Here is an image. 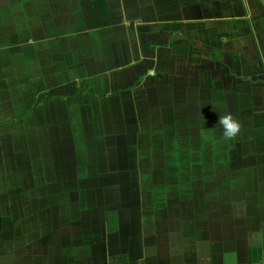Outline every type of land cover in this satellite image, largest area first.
<instances>
[{
	"label": "crops",
	"instance_id": "1",
	"mask_svg": "<svg viewBox=\"0 0 264 264\" xmlns=\"http://www.w3.org/2000/svg\"><path fill=\"white\" fill-rule=\"evenodd\" d=\"M225 112L242 122L234 140L217 134ZM161 142L217 158L189 169L181 204L151 210L142 189L174 183L141 186L137 157ZM92 187L135 188L137 208L115 213V247L65 257L64 222ZM83 219L74 236L96 229ZM260 235L264 0H0V264H264Z\"/></svg>",
	"mask_w": 264,
	"mask_h": 264
},
{
	"label": "rangeland",
	"instance_id": "2",
	"mask_svg": "<svg viewBox=\"0 0 264 264\" xmlns=\"http://www.w3.org/2000/svg\"><path fill=\"white\" fill-rule=\"evenodd\" d=\"M217 132H215L216 134ZM222 133L218 132L217 134ZM214 134V135H215ZM206 136V135H205ZM162 148L157 147L154 151H150V154H147L145 156H139L137 157L138 162L137 166L140 170H142V173H144L145 167L151 168L150 171L148 170L145 172V177H143V181L141 183V186L146 185L150 182H153L156 179H162V177H167L170 182H173L174 184H171L170 189H166L165 192L163 190H158L154 187L150 189H142V196L139 200H141V204H144L143 202L147 199L151 203L150 208H154L156 205L155 203H164V202H170L172 204L179 202L181 204L182 198L180 197L179 190H184L187 188V186H190V183L195 180L196 173L193 170L189 169H195L196 166H210L211 164H214L217 157H214L210 154L207 155L206 152L203 151L204 155H197L196 154V147H191L192 149L185 147V150L177 151L175 154H171V151L168 150V143L161 142ZM173 146V145H172ZM174 147V146H173ZM180 147V145H176L174 148ZM222 153V151H219ZM139 164V165H138ZM164 166H167L168 169H170L174 173H163L161 172V168ZM187 168L188 171H185ZM201 168V167H200ZM175 170H181V172H175ZM160 171V172H159ZM166 171V170H165ZM208 176H210V173H206ZM206 174H204L206 176ZM199 176V174H198ZM161 177V178H158ZM169 177V178H168ZM103 178V177H102ZM125 180V178H124ZM127 180V179H126ZM129 180V179H128ZM186 181V184H183V182ZM185 183V182H184ZM178 188V189H177ZM49 194L51 193V190H49ZM73 191V190H71ZM174 193H173V192ZM68 190H59L60 196L63 194H66ZM168 192L170 193V196L168 195ZM87 205H77L75 203V206L77 207V210H72L73 217H76L77 215H81V220H75L70 222H64V227L71 229L73 236H63L61 237L60 246H64L66 251L64 252L65 257L70 256L72 259L76 257L77 259H83L85 254L82 251V246L87 243V247L92 244H100L101 246H106L107 244L110 246H116L117 242L116 239L119 240V238L115 237L114 235H111L113 231L115 230L114 225H112L113 222H115V213L119 212L123 214V216L130 215L132 210L137 208L138 201V193L137 189L132 187H124V188H115V187H109V188H103V187H92L87 188ZM182 197L184 194H181ZM186 195V194H185ZM73 194H71L72 198ZM33 199L36 197L34 194ZM44 197L47 200H51V196L47 194V192H40L39 198ZM165 198H170L169 200H164ZM74 199V198H72ZM181 199V202H180ZM79 199H74V202H78ZM96 202H99V205H96ZM103 202H107L108 204H105ZM179 204V206H180ZM65 206V205H64ZM177 206V207H179ZM59 206H56L57 211ZM106 207L108 209L107 213L109 216L105 215ZM52 206L47 204V206H40L36 207L35 205L27 207V210L25 212L30 213H38L44 215L45 217L47 213L51 212ZM105 208V210H104ZM159 208H161L159 206ZM85 209V210H84ZM87 209V210H86ZM180 209V208H179ZM22 210H20L21 212ZM86 211V212H85ZM86 213V217L91 218L94 220V224L96 229L93 231L92 234L89 232V229H87V235L84 236H74L75 230L79 228L80 225H82V228H87V220L85 221L83 218V213ZM102 214V215H101ZM164 216V214H162ZM51 220H45L43 222L44 225H50L46 230H50L52 228ZM34 223V222H29ZM35 224V223H34ZM101 224H105V229L107 227V230L109 231V237L102 236L105 234L103 228L101 227ZM3 229V228H2ZM111 229V230H110ZM106 230V231H107ZM128 237H124L123 240L126 243L128 240ZM26 238H24V241ZM122 238H120V243H123ZM19 242L21 243V237L19 238Z\"/></svg>",
	"mask_w": 264,
	"mask_h": 264
},
{
	"label": "clouds",
	"instance_id": "3",
	"mask_svg": "<svg viewBox=\"0 0 264 264\" xmlns=\"http://www.w3.org/2000/svg\"><path fill=\"white\" fill-rule=\"evenodd\" d=\"M217 123L223 130L222 136L225 141L236 139L242 132L243 126L241 120L231 112H225L223 115H219ZM258 238L264 242V235H260Z\"/></svg>",
	"mask_w": 264,
	"mask_h": 264
}]
</instances>
